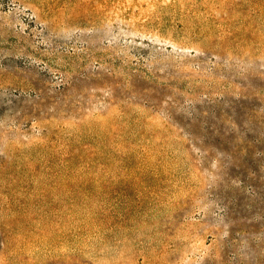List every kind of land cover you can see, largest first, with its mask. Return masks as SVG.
I'll use <instances>...</instances> for the list:
<instances>
[{"label":"rangeland","instance_id":"1","mask_svg":"<svg viewBox=\"0 0 264 264\" xmlns=\"http://www.w3.org/2000/svg\"><path fill=\"white\" fill-rule=\"evenodd\" d=\"M0 264H264V0H0Z\"/></svg>","mask_w":264,"mask_h":264}]
</instances>
